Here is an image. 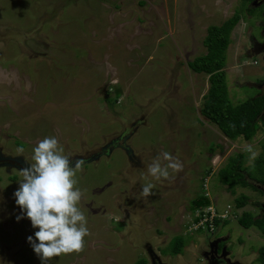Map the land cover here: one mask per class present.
<instances>
[{"label":"rangeland","instance_id":"1","mask_svg":"<svg viewBox=\"0 0 264 264\" xmlns=\"http://www.w3.org/2000/svg\"><path fill=\"white\" fill-rule=\"evenodd\" d=\"M249 2L0 0V160L29 166L45 137H56L72 160H86L77 179L90 235L82 252L46 264H204L198 259L204 242L220 238L233 264H261L255 259L264 235L239 219L215 234L185 237L183 253L171 254L200 196L208 194L223 211L245 195L249 204L237 210L239 217L264 212L262 193L229 189L218 175L246 153L248 170L259 177L256 144L264 135L251 143L227 139L201 114L209 76L188 67L207 55L208 29L238 15L226 51L228 96L239 105L261 94L264 52L252 53L248 40L263 42L264 7L248 17ZM246 145L259 151L251 165ZM165 151L183 170L146 180L147 165ZM22 179L20 170L0 168V264H42L27 239L35 240L38 229L15 202ZM148 182L153 195L144 198Z\"/></svg>","mask_w":264,"mask_h":264},{"label":"clouds","instance_id":"2","mask_svg":"<svg viewBox=\"0 0 264 264\" xmlns=\"http://www.w3.org/2000/svg\"><path fill=\"white\" fill-rule=\"evenodd\" d=\"M23 151L22 147L17 149L19 153ZM245 151L251 153V165L259 151L251 145H246ZM32 160L34 163L20 169L23 179L14 196L16 205L26 214L32 227L38 229L35 240L32 236L27 239L42 264H46L55 257L82 252L85 238L90 235L87 217L80 207L84 192L78 187L77 179V173L86 162L72 160L56 137L40 140L33 148ZM182 170V161L165 151L147 165L145 179L166 180L171 173ZM132 182L135 183L134 177ZM154 186L146 183L141 196L153 195ZM23 218V215L18 216L17 221Z\"/></svg>","mask_w":264,"mask_h":264},{"label":"trees","instance_id":"3","mask_svg":"<svg viewBox=\"0 0 264 264\" xmlns=\"http://www.w3.org/2000/svg\"><path fill=\"white\" fill-rule=\"evenodd\" d=\"M238 20L237 15L220 27L209 28L204 40L207 55L189 62L188 67L195 74L209 76L210 88L205 97L201 114L214 124L227 139L251 143L264 135V90L258 97L234 105L229 99L226 83V51L230 44V35ZM261 149L262 154L256 163L262 169L259 177L253 176L252 172L248 170L246 153L238 154L232 163H226L219 170L220 179L229 189L241 187L260 191L252 181L264 186V143H262ZM248 204L249 198L245 195L236 200V206L239 209L248 206ZM209 205H211V200L200 196L193 200L191 211ZM239 223L246 229L256 227L264 235V215L262 218H258L252 213H244L240 217ZM176 239L171 246V254L174 256L182 254L186 246L184 237L180 236ZM258 260L264 264V248L260 250ZM140 264H144V262Z\"/></svg>","mask_w":264,"mask_h":264},{"label":"flooded vegetation","instance_id":"4","mask_svg":"<svg viewBox=\"0 0 264 264\" xmlns=\"http://www.w3.org/2000/svg\"><path fill=\"white\" fill-rule=\"evenodd\" d=\"M249 6H250L249 7L250 12L247 11L248 12V17L253 15L254 8L264 7V0H250ZM261 16L264 17V11H263ZM261 27H262L261 36L263 38L261 41H263V42L261 44L260 43L258 44V42H256V39L254 37L253 38L251 37L252 39L248 40V43L250 45V49L252 50L251 51L252 53H254V49H256V48L258 50L264 52V21L261 23ZM263 90H264V87H263ZM99 155H102V154H99ZM83 160H85V159H83ZM25 166H27V164L22 159L15 160V159H9L8 158V159H5V160H0V168L1 167H7L9 169L20 170V169L24 168ZM257 188H259V187H257ZM259 190L262 191V192H260V191L259 192L264 195L263 189L259 188ZM263 208H264V205H263ZM263 215H264V212L258 218H262ZM257 231H260V230L258 229ZM221 239L222 238H220L219 240L216 241V242H221V244L219 245L218 249H216V251H210L209 250L210 248H212L213 246L216 245V242H210V243H207V244H205V242H204L203 246H206L207 249L205 248L200 253L199 258H198L200 262H204V264H206V263H208V264H228V263L229 264H233L231 261H229V259H226L225 253L222 252V250L226 246V243L221 241ZM262 248H264V247H261L259 249V251ZM205 250H207V251H205ZM226 253H229V252L226 251ZM258 259H259V253H258V256H257V258L255 260L259 261Z\"/></svg>","mask_w":264,"mask_h":264},{"label":"built area","instance_id":"5","mask_svg":"<svg viewBox=\"0 0 264 264\" xmlns=\"http://www.w3.org/2000/svg\"><path fill=\"white\" fill-rule=\"evenodd\" d=\"M256 64L257 62L254 63V65ZM256 145L261 146L262 143L257 142ZM206 197L209 198V195L206 194ZM238 209L239 208L236 206L227 205L223 211H219L217 206L211 204L209 206L191 211L189 214V220H187L184 225V236H181L185 238L200 230H205V232L215 234L216 229L220 225L240 219L237 212Z\"/></svg>","mask_w":264,"mask_h":264}]
</instances>
